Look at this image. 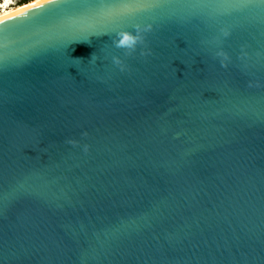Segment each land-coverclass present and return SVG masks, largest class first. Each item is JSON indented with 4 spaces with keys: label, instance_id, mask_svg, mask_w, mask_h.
I'll return each instance as SVG.
<instances>
[{
    "label": "water",
    "instance_id": "water-1",
    "mask_svg": "<svg viewBox=\"0 0 264 264\" xmlns=\"http://www.w3.org/2000/svg\"><path fill=\"white\" fill-rule=\"evenodd\" d=\"M140 2L0 14V264H264V3Z\"/></svg>",
    "mask_w": 264,
    "mask_h": 264
},
{
    "label": "snow or ice",
    "instance_id": "snow-or-ice-1",
    "mask_svg": "<svg viewBox=\"0 0 264 264\" xmlns=\"http://www.w3.org/2000/svg\"><path fill=\"white\" fill-rule=\"evenodd\" d=\"M49 2H57V0H49ZM251 2L252 0H236L235 3L232 2V0H218V6L222 8L248 7ZM261 3H264V0H261ZM156 6H159V0H142V2L140 3L125 5V9H126V12L130 15L136 9H147V8L156 7ZM139 25H142V24H134L132 28H135L136 26H139ZM218 33H219L218 37L220 38V40H225L230 34V29L227 27H219Z\"/></svg>",
    "mask_w": 264,
    "mask_h": 264
},
{
    "label": "clouds",
    "instance_id": "clouds-1",
    "mask_svg": "<svg viewBox=\"0 0 264 264\" xmlns=\"http://www.w3.org/2000/svg\"><path fill=\"white\" fill-rule=\"evenodd\" d=\"M139 26H137L138 28ZM139 39V36H136L135 38L132 35L124 34L123 38L119 40L118 44H116L117 47H123L127 46L129 50H132V45L136 43V40ZM113 60L115 63H119V60L116 57H113Z\"/></svg>",
    "mask_w": 264,
    "mask_h": 264
},
{
    "label": "rangeland",
    "instance_id": "rangeland-1",
    "mask_svg": "<svg viewBox=\"0 0 264 264\" xmlns=\"http://www.w3.org/2000/svg\"><path fill=\"white\" fill-rule=\"evenodd\" d=\"M21 1L23 0H0V12L3 10V6H4V3H8V5L10 7H20V6H24V5H27L29 4L30 2L32 1H35V0H31L30 2L28 3H25V4H22L21 5Z\"/></svg>",
    "mask_w": 264,
    "mask_h": 264
},
{
    "label": "bare ground",
    "instance_id": "bare-ground-1",
    "mask_svg": "<svg viewBox=\"0 0 264 264\" xmlns=\"http://www.w3.org/2000/svg\"><path fill=\"white\" fill-rule=\"evenodd\" d=\"M35 1H37V0H35ZM35 1H32V2H35ZM32 2H30V3H32ZM29 3V4H30ZM4 8H3V10L0 12V14H2V13H5V12H8V11H11V10H13V9H16V8H19V7H10L9 5H8V3H4V6H3ZM20 7H22V6H20Z\"/></svg>",
    "mask_w": 264,
    "mask_h": 264
},
{
    "label": "trees",
    "instance_id": "trees-1",
    "mask_svg": "<svg viewBox=\"0 0 264 264\" xmlns=\"http://www.w3.org/2000/svg\"><path fill=\"white\" fill-rule=\"evenodd\" d=\"M31 0H23L21 1V5L30 2Z\"/></svg>",
    "mask_w": 264,
    "mask_h": 264
}]
</instances>
